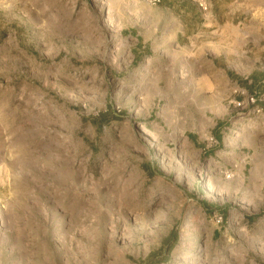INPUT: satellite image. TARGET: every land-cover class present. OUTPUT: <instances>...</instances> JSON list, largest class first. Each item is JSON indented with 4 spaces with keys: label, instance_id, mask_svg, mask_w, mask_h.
Here are the masks:
<instances>
[{
    "label": "rangeland",
    "instance_id": "obj_1",
    "mask_svg": "<svg viewBox=\"0 0 264 264\" xmlns=\"http://www.w3.org/2000/svg\"><path fill=\"white\" fill-rule=\"evenodd\" d=\"M206 4L0 0V264H264V0Z\"/></svg>",
    "mask_w": 264,
    "mask_h": 264
},
{
    "label": "built area",
    "instance_id": "obj_2",
    "mask_svg": "<svg viewBox=\"0 0 264 264\" xmlns=\"http://www.w3.org/2000/svg\"><path fill=\"white\" fill-rule=\"evenodd\" d=\"M150 4H158L161 0H146ZM198 7L205 10L207 8L206 0H194ZM238 91V90H237ZM235 90L234 93H237ZM231 103L233 106L238 110H242V116L244 115H260L264 111V88L263 91L260 93H248L242 100H232ZM262 104V105H261ZM248 107V108H247ZM247 109V110H246ZM212 139V138H211ZM226 177H229V174H225ZM220 221V218L217 219V222Z\"/></svg>",
    "mask_w": 264,
    "mask_h": 264
},
{
    "label": "crops",
    "instance_id": "obj_3",
    "mask_svg": "<svg viewBox=\"0 0 264 264\" xmlns=\"http://www.w3.org/2000/svg\"><path fill=\"white\" fill-rule=\"evenodd\" d=\"M195 9H196V12H195V13H196V19H197V20H202V19H204V18H203V17H204V16H203L204 14H203L202 12H200V11L198 10L197 7H195ZM173 21H174V20H173Z\"/></svg>",
    "mask_w": 264,
    "mask_h": 264
}]
</instances>
